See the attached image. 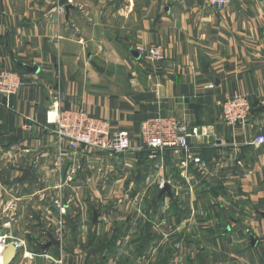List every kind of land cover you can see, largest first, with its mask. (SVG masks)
Returning a JSON list of instances; mask_svg holds the SVG:
<instances>
[{
    "label": "crops",
    "instance_id": "0c3cea01",
    "mask_svg": "<svg viewBox=\"0 0 264 264\" xmlns=\"http://www.w3.org/2000/svg\"><path fill=\"white\" fill-rule=\"evenodd\" d=\"M139 45L163 46L165 59L150 61ZM0 70L22 78L9 105L0 103V215L12 219L13 236L30 224L37 239L10 264H162L168 250L166 264H264V145L250 143L264 134V0L221 10L207 0H0ZM235 93L250 95L252 112L231 127L219 101ZM56 102L128 131L135 150L123 156L134 161L145 151L144 120L185 121L197 132L190 151L149 153L146 165L161 163L166 200L188 213L176 219L166 209L171 217L154 230L153 217H86L76 196L77 217L71 201L50 217L29 215V197L10 184L41 180L28 189L47 193L89 180L81 164L94 152L72 150L47 124Z\"/></svg>",
    "mask_w": 264,
    "mask_h": 264
},
{
    "label": "built area",
    "instance_id": "2783aa9c",
    "mask_svg": "<svg viewBox=\"0 0 264 264\" xmlns=\"http://www.w3.org/2000/svg\"><path fill=\"white\" fill-rule=\"evenodd\" d=\"M209 5L221 10L231 4L233 0H207ZM137 50L153 62L165 59V49L161 45L144 47L139 45ZM22 87L21 76L11 70H0V103L17 94ZM248 93H235L219 101L222 120L231 127L243 125L252 112V104ZM2 98V99H1ZM36 122L26 117L23 129L31 130ZM47 124L52 126L53 133L60 139L67 141L72 150L94 148L110 154L127 153L135 150L131 142L130 133L126 130L113 131L108 121L90 115L84 108L63 109L56 102L48 112ZM197 132L178 118L160 114L147 118L141 123L139 138L142 148L151 150V157L156 158L165 151H172L174 155L188 153L191 148L190 138ZM256 147L264 145V134L260 133L250 142ZM141 148V147H140ZM58 203V201H56ZM62 211L64 209L62 208ZM0 243L5 248L14 245L18 251L26 247V242L15 238L12 233V219L0 217ZM41 245H44L41 243ZM32 257L31 254H26ZM63 263V257L56 260Z\"/></svg>",
    "mask_w": 264,
    "mask_h": 264
},
{
    "label": "rangeland",
    "instance_id": "374dc122",
    "mask_svg": "<svg viewBox=\"0 0 264 264\" xmlns=\"http://www.w3.org/2000/svg\"><path fill=\"white\" fill-rule=\"evenodd\" d=\"M138 1L142 2V0ZM69 6L70 10L73 6L72 4ZM66 11L67 9L64 7L63 12L67 13ZM86 150H91V153H94L89 161L81 164V170L84 171L82 177L84 178L87 172L90 175L89 180L84 181L83 184L82 178L80 179L79 189L69 188L66 191L42 193L28 189L30 186L38 188L37 186L40 185L41 180L37 185H31L28 182L19 183V185L9 183L11 189L29 197L31 203L25 208L30 212L29 215L31 214L32 217H37L39 220L40 217H50L53 214L52 212L60 213L62 208H66L67 202L71 201L70 203L74 205L72 206L71 215L77 217L80 206L78 207L75 203L77 202L76 196L88 203L86 217H153L154 230L163 228L165 222L162 218L171 217L169 213L166 214V209L176 219L177 216L188 213L187 208L177 203L178 200H176L177 202L173 199L166 200V196L163 199L164 205L161 203L162 198L159 197L166 191L164 186L167 175L162 173L161 163H158V161L146 165L149 155L147 152H139L136 156L137 161H134L127 156L128 154L123 156L126 153H118L115 157H111L115 154L100 152L90 147ZM2 165H5V163L0 160V166ZM9 165L13 166V164ZM170 171H172V168H170ZM34 193L36 194L33 195ZM177 196L178 194H176ZM40 202L42 205H40ZM185 210L186 212H184ZM0 217L4 216L0 215ZM166 222L169 223L165 226L168 231L176 229V221L170 219ZM29 225L26 224L24 227V237L14 236L17 239L24 240L26 244L30 240L32 242L37 241L33 231L28 228Z\"/></svg>",
    "mask_w": 264,
    "mask_h": 264
},
{
    "label": "water",
    "instance_id": "95a60500",
    "mask_svg": "<svg viewBox=\"0 0 264 264\" xmlns=\"http://www.w3.org/2000/svg\"><path fill=\"white\" fill-rule=\"evenodd\" d=\"M67 2V0H65ZM67 9L69 10V5H67ZM166 191L170 192V187L169 185L166 186ZM0 232H1V225H0ZM18 254V249L14 245L8 246L4 253H3V258H2V264H10Z\"/></svg>",
    "mask_w": 264,
    "mask_h": 264
},
{
    "label": "trees",
    "instance_id": "16d2710c",
    "mask_svg": "<svg viewBox=\"0 0 264 264\" xmlns=\"http://www.w3.org/2000/svg\"><path fill=\"white\" fill-rule=\"evenodd\" d=\"M144 152H147L148 154H149V153L151 154V150H150V149H147V148H145V151H144ZM175 174H178V173H175ZM167 194H168V193L165 191V193L162 194L161 197H159V198H162V199H161V203H163V199L167 196ZM174 201H176V200H174ZM176 202H177V201H176ZM177 203H178V202H177ZM184 212H186V210H185ZM180 216H181V215H179V217H180ZM151 228H152V225H151L150 223H148V225H146L145 231L150 232ZM154 237H155V235H154ZM112 242H113V241H111L110 244H112ZM38 246H39V247L35 249L36 251H41V250L44 248V245H38ZM171 257H172V251L168 250V252H167V253L164 255V257H163V263H162V264H166V263H167V260H168L169 258H171Z\"/></svg>",
    "mask_w": 264,
    "mask_h": 264
},
{
    "label": "bare ground",
    "instance_id": "6f19581e",
    "mask_svg": "<svg viewBox=\"0 0 264 264\" xmlns=\"http://www.w3.org/2000/svg\"><path fill=\"white\" fill-rule=\"evenodd\" d=\"M5 249H6L5 246L2 243H0V256H2V258H3V253Z\"/></svg>",
    "mask_w": 264,
    "mask_h": 264
}]
</instances>
